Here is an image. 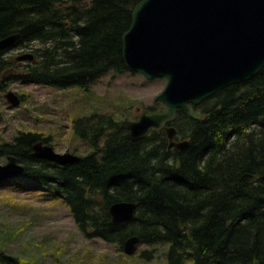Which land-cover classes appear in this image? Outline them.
<instances>
[{
    "label": "trees",
    "instance_id": "trees-1",
    "mask_svg": "<svg viewBox=\"0 0 264 264\" xmlns=\"http://www.w3.org/2000/svg\"><path fill=\"white\" fill-rule=\"evenodd\" d=\"M138 1L0 0V38L18 34L11 48L33 54L17 61L0 50V92L13 80L87 92L107 73L129 71L122 34ZM193 108L200 119L178 109L172 123L176 139L188 141L182 150L168 147L164 131L132 140L111 114L93 112L71 119L87 147L77 162L34 158L37 141L51 145L35 130L0 139V157L15 156L26 181L44 187L36 193L61 199L86 238L121 250L135 234L139 244L165 247L167 264H264V66ZM9 185L27 187L17 178L0 182ZM117 201L136 202L130 220H111ZM152 252L140 256L149 261ZM2 255L0 262L22 264Z\"/></svg>",
    "mask_w": 264,
    "mask_h": 264
},
{
    "label": "water",
    "instance_id": "water-1",
    "mask_svg": "<svg viewBox=\"0 0 264 264\" xmlns=\"http://www.w3.org/2000/svg\"><path fill=\"white\" fill-rule=\"evenodd\" d=\"M16 38V34L0 38V50L10 47ZM122 54L129 71L147 79H166L155 96L166 108H145L136 118L121 121L120 127L132 140L147 136L151 130H164L168 147L179 150L186 142L174 143L176 129L167 126L174 121L177 109L200 119L202 113L192 106L226 86L248 80L264 66V0H139L122 34ZM31 59L32 53L16 57ZM3 96L11 106H18L20 100L13 91ZM33 150L34 156L59 163L79 159L69 152L59 154L42 142L34 144ZM16 160L8 156V163L0 165V178L21 173ZM134 209L121 201L112 203L108 210L112 221L122 222L133 217ZM138 243L137 235L129 236L123 252L132 255Z\"/></svg>",
    "mask_w": 264,
    "mask_h": 264
},
{
    "label": "rangeland",
    "instance_id": "rangeland-1",
    "mask_svg": "<svg viewBox=\"0 0 264 264\" xmlns=\"http://www.w3.org/2000/svg\"><path fill=\"white\" fill-rule=\"evenodd\" d=\"M21 53L31 52L25 48L7 52L12 57ZM165 84V78L146 79L131 71L109 72L87 92L13 80L0 92V139L10 141L19 130L40 131L50 136L56 152L83 156L87 147L72 133V118L93 112L111 114L119 122L135 118L145 107H163L154 98ZM6 91L21 95L18 106L9 104L3 96ZM4 162L5 156L0 157ZM18 180L27 187H0V239L7 237L0 248L3 254L22 264H167L161 244L141 243L134 254L126 255L113 243L86 238L61 199L36 193L44 187L27 182L24 176ZM149 249L153 256L148 261L140 254ZM53 253L61 254L55 258Z\"/></svg>",
    "mask_w": 264,
    "mask_h": 264
},
{
    "label": "bare ground",
    "instance_id": "bare-ground-1",
    "mask_svg": "<svg viewBox=\"0 0 264 264\" xmlns=\"http://www.w3.org/2000/svg\"><path fill=\"white\" fill-rule=\"evenodd\" d=\"M11 35H15V34H11ZM17 35V38H18V34H16ZM8 36H10V35H8ZM17 38H16V40H17ZM16 40H15V42H16ZM14 44H12L10 47H8V48H4V49H1V50H5V49H13V48H11L12 46H13ZM38 46V45H37ZM18 48V47H17ZM20 49V48H19ZM128 72V71H127ZM142 75V74H141ZM147 79V78H146ZM158 79V78H157ZM9 84V83H8ZM15 94H16V92H14ZM17 95V94H16ZM18 96V95H17ZM19 99H20V97H18ZM10 104V103H9ZM142 110H144V109H142ZM142 110L140 111V112H142ZM177 111V110H176ZM139 112V113H140ZM138 113V114H139ZM138 116V115H137ZM136 116V117H137ZM176 118V117H175ZM175 120V119H174ZM173 123V122H172ZM172 123H169V125L167 124V126H174V125H172ZM174 128H175V126H174ZM176 129V128H175ZM173 141H174V143H176V144H179L180 142H186V145L185 146H183L181 149H179V150H182V149H184L186 146H187V144H188V141L186 140V139H176V133H175V135H174V137H173ZM38 142H42V141H37L36 143H38ZM35 143V144H36ZM42 145H48V144H46V143H43L42 142ZM169 145V144H168ZM49 146H50V144H49ZM52 148H53V150H54V147L53 146H51ZM170 148V147H169ZM175 148V147H174ZM33 150V149H32ZM55 151V150H54ZM33 152H34V150L32 151V155L34 156V154H33ZM56 152V151H55ZM58 153V152H57ZM59 154H61V153H59ZM74 155H76V154H74ZM8 156L9 155H6L5 156V162L4 163H0V165L1 166H3V165H6L7 163H8ZM77 157H79V159H80V156L81 155H76ZM35 158H37V159H45V160H47V161H50V162H53V163H56V164H60V165H65V164H68V163H59V162H57V161H55V160H50V159H48V158H40V157H36V156H34ZM79 159H78V161H79ZM77 162V161H76ZM15 164H16V167L17 166H20V167H22V170H21V172H23V170H24V166L21 164V163H19L18 162V160H16V162H15ZM7 172H9V171H7ZM20 176H22V173H20V172H17V173H14V174H9V175H7V176H4V177H2V178H0V182H3V181H7V180H9V179H18ZM263 179H264V176L262 177ZM117 202H121V201H117ZM127 203H129V204H131V205H134V207H135V209H136V202H134V201H127ZM135 209H134V212H135ZM112 220V219H111ZM130 220V219H129ZM135 235V234H134ZM129 237V236H128ZM127 237V238H128ZM126 238V239H127ZM125 239V240H126ZM125 240H124V242H123V246H124V243H125ZM137 247H138V244H137ZM122 250H123V248H122ZM137 250V249H136ZM135 253V252H134ZM133 253V254H134ZM127 255V254H126ZM6 256H10V255H6V254H3L2 255V257L4 258V259H6L7 261H9V262H12V261H14V260H12V261H10L9 259H7L6 258ZM10 257H12V256H10ZM13 259H14V257H12ZM0 263H3V262H0ZM3 264H5V263H3Z\"/></svg>",
    "mask_w": 264,
    "mask_h": 264
},
{
    "label": "flooded vegetation",
    "instance_id": "flooded-vegetation-1",
    "mask_svg": "<svg viewBox=\"0 0 264 264\" xmlns=\"http://www.w3.org/2000/svg\"><path fill=\"white\" fill-rule=\"evenodd\" d=\"M163 109H165L164 107L163 108H159L158 110H163ZM178 110V109H177ZM177 112V111H176ZM169 125V124H168Z\"/></svg>",
    "mask_w": 264,
    "mask_h": 264
}]
</instances>
